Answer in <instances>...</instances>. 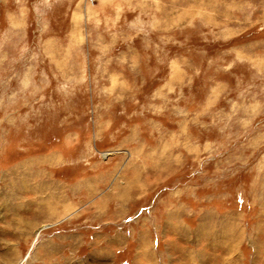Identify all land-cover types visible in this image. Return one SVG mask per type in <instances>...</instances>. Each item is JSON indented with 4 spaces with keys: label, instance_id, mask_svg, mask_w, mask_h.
<instances>
[{
    "label": "rangeland",
    "instance_id": "obj_1",
    "mask_svg": "<svg viewBox=\"0 0 264 264\" xmlns=\"http://www.w3.org/2000/svg\"><path fill=\"white\" fill-rule=\"evenodd\" d=\"M0 264H264V0H0Z\"/></svg>",
    "mask_w": 264,
    "mask_h": 264
}]
</instances>
